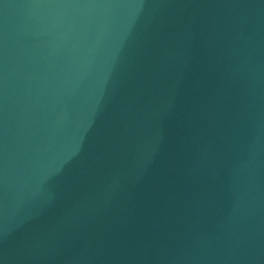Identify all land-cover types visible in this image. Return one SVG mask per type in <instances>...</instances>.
<instances>
[{
    "label": "water",
    "instance_id": "water-1",
    "mask_svg": "<svg viewBox=\"0 0 264 264\" xmlns=\"http://www.w3.org/2000/svg\"><path fill=\"white\" fill-rule=\"evenodd\" d=\"M0 264H264V0H0Z\"/></svg>",
    "mask_w": 264,
    "mask_h": 264
}]
</instances>
